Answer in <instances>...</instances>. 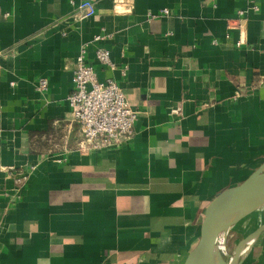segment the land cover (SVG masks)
<instances>
[{
	"label": "crops",
	"instance_id": "crops-1",
	"mask_svg": "<svg viewBox=\"0 0 264 264\" xmlns=\"http://www.w3.org/2000/svg\"><path fill=\"white\" fill-rule=\"evenodd\" d=\"M69 1L0 0V264H183L202 206L264 161V0ZM83 43L137 111L116 147L77 148ZM240 264H264V230Z\"/></svg>",
	"mask_w": 264,
	"mask_h": 264
},
{
	"label": "built area",
	"instance_id": "built-area-1",
	"mask_svg": "<svg viewBox=\"0 0 264 264\" xmlns=\"http://www.w3.org/2000/svg\"><path fill=\"white\" fill-rule=\"evenodd\" d=\"M250 8L258 10L253 0ZM74 7L77 18L90 17L95 14V0L69 1ZM163 13L168 10L164 8ZM246 9L237 11L243 21ZM230 24V23H229ZM239 25V24H236ZM229 36L228 33L225 35ZM99 36H95V39ZM237 40L236 45H241ZM96 60L105 66H112L110 51L97 49ZM73 88L67 97L72 119L79 123L81 138L77 148L80 151H93L121 145L133 132L137 111L127 101L120 85L111 78L99 80L92 63L87 60V44L80 45L72 76ZM47 80L40 78L37 89L45 91Z\"/></svg>",
	"mask_w": 264,
	"mask_h": 264
},
{
	"label": "water",
	"instance_id": "water-1",
	"mask_svg": "<svg viewBox=\"0 0 264 264\" xmlns=\"http://www.w3.org/2000/svg\"><path fill=\"white\" fill-rule=\"evenodd\" d=\"M262 209L264 161L242 182L217 192L202 206L197 220V241L183 264H240L243 244H250L264 230V221L239 238L228 261L221 257L220 248L225 250V239L230 230ZM221 234L223 242L220 245Z\"/></svg>",
	"mask_w": 264,
	"mask_h": 264
},
{
	"label": "rangeland",
	"instance_id": "rangeland-1",
	"mask_svg": "<svg viewBox=\"0 0 264 264\" xmlns=\"http://www.w3.org/2000/svg\"><path fill=\"white\" fill-rule=\"evenodd\" d=\"M256 213H254V214H251V215H255ZM251 215L250 216H248V217H246L243 221H245V220H249V219H251L250 217H251ZM253 217V216H252ZM242 221V222H243ZM242 222H240V224L242 223ZM251 224H253V222L251 221V222H249L248 223V227H249V225H251ZM233 230H235V228L233 229ZM233 230H230L229 231V233L227 234V236H226V239H225V250H223L222 248H220V250H221V257L224 259V260H226V261H228L229 259H230V255H232V251H233V249H234V247H235V245H236V243H237V241L239 240V238H241L240 236L242 235H238V236H236V233L235 232H233ZM223 242V234H221L220 235V238H219V243H220V245H221V243ZM225 251V252H224ZM227 254V255H226Z\"/></svg>",
	"mask_w": 264,
	"mask_h": 264
},
{
	"label": "bare ground",
	"instance_id": "bare-ground-1",
	"mask_svg": "<svg viewBox=\"0 0 264 264\" xmlns=\"http://www.w3.org/2000/svg\"><path fill=\"white\" fill-rule=\"evenodd\" d=\"M248 245H249V242H246L243 244V246H242L243 254L247 250Z\"/></svg>",
	"mask_w": 264,
	"mask_h": 264
}]
</instances>
